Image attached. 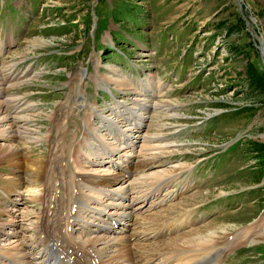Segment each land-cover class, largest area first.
I'll return each mask as SVG.
<instances>
[{
    "label": "rangeland",
    "instance_id": "rangeland-1",
    "mask_svg": "<svg viewBox=\"0 0 264 264\" xmlns=\"http://www.w3.org/2000/svg\"><path fill=\"white\" fill-rule=\"evenodd\" d=\"M15 63L17 77L29 80L7 91L0 86V101L14 95L36 104L26 112L42 132L53 126L49 115L67 111V101L76 107L66 120V137L84 133L91 104L107 115L124 109L116 103L131 106L133 99L175 104L160 118L146 110L141 131L132 133L170 145L158 163L162 170L178 164L190 169L155 199L158 206L150 212L157 214H141L152 221H146L149 229L157 228L155 218L171 222L180 216L172 204L194 209L191 229H216L221 242L226 233L238 236L264 220V0H0V74ZM253 69L261 85L254 83ZM160 87L165 95L155 96ZM94 123L100 126L97 117ZM101 128L100 136L111 143L114 135ZM59 131L53 129L51 144ZM51 144H32L22 159L53 176ZM59 167L73 177L67 155ZM10 173L7 163L0 165V203ZM27 189L21 188L27 203L15 210L40 214L42 204L31 202ZM138 224L132 220L119 230L132 235ZM262 225L248 230L251 238ZM256 239L225 250L221 264H264V238Z\"/></svg>",
    "mask_w": 264,
    "mask_h": 264
},
{
    "label": "bare ground",
    "instance_id": "bare-ground-1",
    "mask_svg": "<svg viewBox=\"0 0 264 264\" xmlns=\"http://www.w3.org/2000/svg\"><path fill=\"white\" fill-rule=\"evenodd\" d=\"M16 64L1 70L0 86L4 91L29 80L22 81L17 77L18 73L13 69ZM7 79L16 81L8 84ZM154 92L155 96L165 95L161 87ZM76 93L84 97L81 86ZM160 99H133L131 106L118 102L116 105L124 109H119L115 115L102 113L91 104V113L86 111L83 117L85 130L80 137H66V120L76 107L70 105V101L66 102V112L60 116H48L52 118L53 126L47 132H42L34 122L35 117L26 112L36 104L28 105L25 97L14 95L0 101V140H10L1 145L0 156L8 153L10 157L0 159V165L7 163L11 167L10 177L5 178V197L0 203V264H221L225 250L234 244L253 243L258 235L264 238V229L252 238L248 232L264 224L260 219L238 236L229 237L226 233L221 242L224 236H220L216 229L205 234L199 229H191L194 209L175 204L171 205L172 211L180 213L179 217L171 222L163 220V216L155 218L157 228L153 229L145 225L146 221H152L147 216L140 217L141 214H157V211L150 212L158 206L155 199L170 182L178 179L184 169L190 170L183 164L162 170L164 166L158 163L169 152L170 145L155 143V136L132 134L141 131L146 110L153 108L156 118H160L161 113H168L175 106ZM95 117L100 126L95 125ZM128 117L131 118L129 122ZM124 120L129 124L126 129L131 132L129 134L119 126ZM163 126L159 124V127ZM101 127L114 135L111 143L100 136ZM54 128H60V134L55 144H51ZM43 141L51 144L49 164H54L51 166L53 176L47 175L46 169L39 170L35 164H26L21 156L32 144ZM65 155L74 162L72 178L59 167ZM134 157L138 158L137 161ZM155 165L160 167L156 168L159 170H149ZM22 171L27 172V177ZM38 172L39 178L35 179L33 174ZM23 186L29 188L27 195L31 202L42 204L40 214L15 210L18 203L28 201L21 193ZM184 189L181 187L180 190ZM4 203L14 208L8 209ZM4 214L8 217L3 218ZM132 220L139 223L138 229L134 227L132 235L123 234L119 228Z\"/></svg>",
    "mask_w": 264,
    "mask_h": 264
},
{
    "label": "trees",
    "instance_id": "trees-1",
    "mask_svg": "<svg viewBox=\"0 0 264 264\" xmlns=\"http://www.w3.org/2000/svg\"><path fill=\"white\" fill-rule=\"evenodd\" d=\"M252 78L254 80V83L258 84V85H261L262 81L259 80V78L257 77L258 76V72L255 73L254 69H253V72H252Z\"/></svg>",
    "mask_w": 264,
    "mask_h": 264
},
{
    "label": "water",
    "instance_id": "water-1",
    "mask_svg": "<svg viewBox=\"0 0 264 264\" xmlns=\"http://www.w3.org/2000/svg\"><path fill=\"white\" fill-rule=\"evenodd\" d=\"M263 50V49H262Z\"/></svg>",
    "mask_w": 264,
    "mask_h": 264
}]
</instances>
